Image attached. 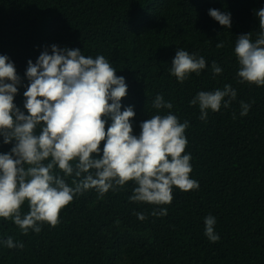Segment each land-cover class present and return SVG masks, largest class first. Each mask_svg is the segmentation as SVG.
Returning <instances> with one entry per match:
<instances>
[{"label": "trees", "instance_id": "1", "mask_svg": "<svg viewBox=\"0 0 264 264\" xmlns=\"http://www.w3.org/2000/svg\"><path fill=\"white\" fill-rule=\"evenodd\" d=\"M261 8L264 0H0V54L14 62L23 85L28 60L35 63L45 47L51 53L52 44L105 56L128 85L121 110L134 106V134L155 114L189 122L184 154L191 155L190 178L199 184L187 192L174 186L165 205L130 201L133 181L103 197L87 190L60 211L55 227L42 223L39 233L23 234L13 220L0 218V264H264V86L239 82L234 54L238 35L257 38ZM210 9L231 13V28ZM178 48L207 64L183 83L170 72ZM213 61L220 74H213ZM225 84L236 89V99L201 120L190 101ZM23 85L14 103L27 114ZM158 94L173 108L154 109ZM241 101L251 106L246 116ZM105 119L107 129L112 121ZM12 146L0 136V153ZM53 174L64 176L58 168ZM64 178L75 187L74 177ZM161 208L167 215H152ZM28 211L26 201L21 214ZM208 215L216 218L217 242L205 236ZM9 236L24 247H6Z\"/></svg>", "mask_w": 264, "mask_h": 264}, {"label": "clouds", "instance_id": "2", "mask_svg": "<svg viewBox=\"0 0 264 264\" xmlns=\"http://www.w3.org/2000/svg\"><path fill=\"white\" fill-rule=\"evenodd\" d=\"M255 14L260 29L257 38L253 41L251 32L238 35L234 54L239 82L264 86V8ZM209 15L231 28V13L210 9ZM217 47H224V42ZM27 63L29 83L23 85L14 62L0 54V136L4 144H13L10 152L0 153V218L13 220L23 234L29 230L39 233L42 223L55 227L60 211L74 195L87 190L95 189L103 197L109 190L117 191L133 181L136 186L130 201L165 205L173 200L174 186L182 192L199 188L190 178L191 155L184 154L189 122H179L171 112L155 114L142 121L139 134H134V106L121 110L128 85L105 56L86 57L79 48L52 44L51 53L45 47L35 63L31 59ZM171 65V74L181 83L207 66L203 56L182 48H178ZM211 69L214 75L222 72L215 61ZM21 85L26 87L27 114L14 103ZM236 97V89L225 84L212 91H199L190 104L198 105L200 119L206 120L209 110L219 111L222 103L230 107ZM152 107L172 109L173 105L158 94ZM240 107V115L246 116L251 106L241 101ZM105 118L112 121L107 129ZM56 168L63 177L53 174ZM64 177H74L75 187ZM26 201L29 211L22 215ZM136 215L146 219L143 213ZM152 215H167V209L153 210ZM204 223L209 241H219L216 218L208 215ZM3 243L10 249L24 247L11 236Z\"/></svg>", "mask_w": 264, "mask_h": 264}]
</instances>
